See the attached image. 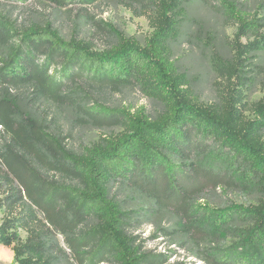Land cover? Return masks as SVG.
Instances as JSON below:
<instances>
[{
  "label": "trees",
  "instance_id": "1",
  "mask_svg": "<svg viewBox=\"0 0 264 264\" xmlns=\"http://www.w3.org/2000/svg\"><path fill=\"white\" fill-rule=\"evenodd\" d=\"M6 1L29 0L0 4ZM126 1L146 14L152 31L140 44L108 25L115 40L103 49L66 40L51 23L19 21L0 6V246L13 252L15 264H164L170 254L144 250L134 234L151 214L125 209L111 195L120 184L155 211L172 210L182 246L195 248L203 264H264V97L252 104V117L243 101L245 67L264 49V35L240 42L258 34L259 19L232 0H217L237 31L232 58L212 61L226 81L220 98L204 104L171 59V40L193 0ZM127 86L161 110L152 117L142 107L131 112L106 103ZM61 118L71 127L120 130L75 150ZM222 185L262 196L218 207L196 200L207 186ZM229 226L238 230L231 245L201 246Z\"/></svg>",
  "mask_w": 264,
  "mask_h": 264
},
{
  "label": "rangeland",
  "instance_id": "2",
  "mask_svg": "<svg viewBox=\"0 0 264 264\" xmlns=\"http://www.w3.org/2000/svg\"><path fill=\"white\" fill-rule=\"evenodd\" d=\"M232 1L241 12L248 14L249 19H259L261 23L258 34L249 33L242 36L240 42L245 44L259 39V33L264 35V0ZM217 2L208 0L206 4L200 0H193L186 4L178 34L171 40V59L179 71L189 75L194 97L204 104L216 102L220 98L221 88L226 81L214 69L212 61L215 57L232 58L234 54L232 40L237 31L236 23L216 9ZM0 6L5 8L9 6L13 16L19 21L51 23L64 39L75 37L90 41L96 49H103L115 40V33L108 25L140 44H144L152 31L146 14H140L142 12L140 9L128 6L126 0H95L90 4L73 2L64 6H59L53 0H29L15 4L6 1ZM253 54L244 72V111L249 117L255 114L252 111V104L264 97V49ZM106 103L110 106L125 107L131 112L142 107L152 117L161 110L156 101L146 97L136 86H127L110 93ZM60 125L64 134L70 133V136L66 137V142L75 150L90 145L100 136L120 130L118 127H71L66 118L60 119ZM111 195H114L125 209H141L142 212L151 214L150 222H141L134 230L144 250L170 254L164 264H203L202 260L193 255L195 248L189 243L182 246V234L177 231L181 228V223L173 215L172 210L155 211L149 200L120 184L112 187ZM261 196L256 188L244 189L240 185H222L207 186L198 194L196 200L218 207L229 203L255 204ZM1 215L0 213V221ZM175 231L177 233L174 234ZM237 238V228L229 226L225 231L210 236L201 246L208 249L225 248ZM0 264H15L13 252L2 246Z\"/></svg>",
  "mask_w": 264,
  "mask_h": 264
}]
</instances>
